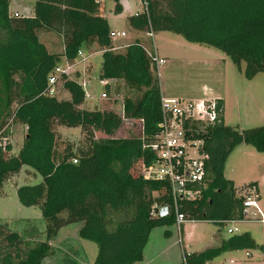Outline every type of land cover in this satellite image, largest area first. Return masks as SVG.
Returning <instances> with one entry per match:
<instances>
[{
	"label": "trees",
	"instance_id": "16d2710c",
	"mask_svg": "<svg viewBox=\"0 0 264 264\" xmlns=\"http://www.w3.org/2000/svg\"><path fill=\"white\" fill-rule=\"evenodd\" d=\"M34 1L33 16L15 17L9 12L10 0H0V131L12 123L25 132L17 155L11 148L0 150V197L5 184L23 171L38 179L16 185V196L22 206L41 210L45 238L26 240L0 224V264H42L59 231L74 223H82L80 238L98 247L93 264H136L143 260L150 232L176 224L172 209L165 218L150 217L153 206L172 204L169 185L134 173L139 163L155 159L144 146L153 141L162 121L156 68L139 41L123 52L113 51L112 31L101 11L107 0ZM112 1L120 13L121 0ZM143 2L147 9L128 18L134 31L169 32L214 48L239 71L245 64L247 80L264 74V0ZM44 33L62 38L68 59H77L83 47L99 46L102 61L97 76L108 81V107L82 109L81 72L60 80L66 97L46 93L61 57L49 54L40 42ZM125 88L137 96L123 98ZM217 103L219 121L197 136L205 140L209 155L206 188L199 200L181 201L179 212L188 220L222 225L244 219V199L234 182L224 177V163L239 145L264 153V126L244 130L226 126L223 101ZM131 121L140 124L139 131L116 137ZM58 128L79 129L80 138L73 141ZM257 247L249 233L234 235L215 248L183 251L179 264H208L226 252Z\"/></svg>",
	"mask_w": 264,
	"mask_h": 264
},
{
	"label": "rangeland",
	"instance_id": "374dc122",
	"mask_svg": "<svg viewBox=\"0 0 264 264\" xmlns=\"http://www.w3.org/2000/svg\"><path fill=\"white\" fill-rule=\"evenodd\" d=\"M34 5V0H10L9 12L11 15L33 16ZM121 5L120 13L115 12L116 4L112 0L105 1L101 9L102 16L108 21L111 30L129 33L127 38H111L115 48L129 46L135 42L139 35L137 31L131 30L128 18L144 10L142 0H121ZM139 39L137 41L145 44L149 50L152 49V39L147 36H141ZM40 42L49 54L61 57L59 66L71 67V79L73 74L81 72V82H89L87 91L92 98L85 97L82 109L95 111L108 107V104L105 105L108 96L101 98L106 91L105 86L100 83L102 78L97 76L102 61V51L98 45L83 47L79 52L87 60L82 61V57L68 59L63 40L55 33L41 34ZM154 44L158 55L165 59V64L158 69L161 96L197 100L212 99L220 95L224 99L223 115L226 126L239 130L264 126V74L247 80L243 74L245 64L239 71L224 53L187 42L182 36L173 33L154 32ZM123 51L125 50L115 52ZM91 55L92 57H89ZM122 93L123 98L137 96L136 92L128 88ZM56 97H66L62 83L58 85ZM139 127L140 124L136 121L126 122L116 137L128 136L134 131H139ZM9 129L11 154L17 155L23 144L24 128L20 124L11 123ZM58 131L73 141L80 138L79 129L58 128ZM134 173L137 174L138 170L135 169ZM223 175L234 182L242 196H246L248 190H255L258 195L257 207L264 218V153H259L247 145L235 147L224 163ZM36 182L38 179L27 176L23 171L5 184L3 195L0 197V224L26 240H43L46 222L41 210L24 207L18 202L16 185ZM255 213L254 208H247L244 220L222 225L208 221H187L180 229L176 224L155 228L150 232L143 249V260L136 264H179L183 251L199 253L218 247L222 240L231 237L227 230L233 228L238 230V235L249 233L258 247L253 250L226 252L208 264H264V226L257 221L260 216L255 217ZM81 228L82 223L62 228L52 242V253L42 264L94 262L98 247L80 238ZM166 231L169 232L168 235L165 234Z\"/></svg>",
	"mask_w": 264,
	"mask_h": 264
},
{
	"label": "built area",
	"instance_id": "2783aa9c",
	"mask_svg": "<svg viewBox=\"0 0 264 264\" xmlns=\"http://www.w3.org/2000/svg\"><path fill=\"white\" fill-rule=\"evenodd\" d=\"M144 10L147 9V3L143 2ZM15 17L18 14H14ZM152 39V49L143 44H137L149 57L152 65L156 68L157 74L160 66L165 64V59L157 53L154 44V32L150 31L145 34ZM111 38L122 37L127 38L126 32H111ZM127 46L113 48V51L122 50ZM79 57L83 58V54L79 52ZM71 74V67H57L53 75L49 78L46 93L55 96L58 91V84L63 76ZM103 86L108 85V81L102 80ZM89 82H81V88L85 93V97L91 99L92 96L87 91ZM106 91L101 95L102 99L106 98ZM162 121L159 124V131L150 144L144 148L150 150L154 156V162L146 164L141 162L137 166L138 173L141 178L165 182L170 187V196L172 204L155 205L150 211L151 218H165L170 215L171 209L175 213L176 225L179 229L188 220L179 212L181 201H195L202 197V192L206 188V162L209 155L205 150V140L197 138L198 135L205 134L208 127L214 126L219 121L221 113L217 100H182L177 98H166L161 96ZM10 123L0 131V150L3 152L11 148V136L9 132ZM196 127V128H195ZM8 129V130H7ZM27 130V128H25ZM77 163L76 160L73 161ZM246 196L242 197L244 207V219L247 208H254L256 213L254 216H260L257 221L264 226V218L261 217L257 207L258 195L255 190H248ZM243 219V220H244ZM235 222V221H230ZM228 223V222H227ZM230 236L238 235L236 228L228 229Z\"/></svg>",
	"mask_w": 264,
	"mask_h": 264
},
{
	"label": "crops",
	"instance_id": "0c3cea01",
	"mask_svg": "<svg viewBox=\"0 0 264 264\" xmlns=\"http://www.w3.org/2000/svg\"><path fill=\"white\" fill-rule=\"evenodd\" d=\"M141 12H142V11H141ZM139 13H140V12H139ZM131 16H132V15H131ZM130 28H131V27H130ZM131 30H133V29H131ZM111 31L114 32L113 30H111ZM127 34H128V36H129V33H127ZM141 34H142V33L138 32V35H139L138 37H139V38H140L141 36H146V35H145L146 33H145V34H142V35H141ZM138 37L135 39V41L140 40ZM113 47H114V46H113ZM97 53H100V52H97ZM97 53H96V54H97ZM101 55H102V54H101ZM89 57H92V55L89 56ZM86 60H87V59H86ZM86 60H85V61H86ZM257 76H258V75H257ZM257 76H256V77H257ZM200 100H221V101H223V109H224V99H223L222 96H220V95L214 96L212 99H205V98H202V99H197V100H195V101H200ZM223 116H224V115H223ZM224 123H225V122H224ZM89 264H93V262H91V263H89Z\"/></svg>",
	"mask_w": 264,
	"mask_h": 264
}]
</instances>
